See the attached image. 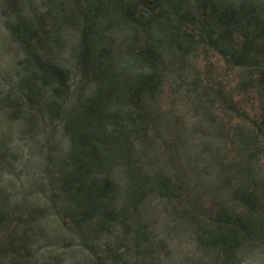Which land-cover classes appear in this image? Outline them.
Listing matches in <instances>:
<instances>
[{"label": "trees", "instance_id": "obj_1", "mask_svg": "<svg viewBox=\"0 0 264 264\" xmlns=\"http://www.w3.org/2000/svg\"><path fill=\"white\" fill-rule=\"evenodd\" d=\"M0 12V264L264 262V0Z\"/></svg>", "mask_w": 264, "mask_h": 264}, {"label": "rangeland", "instance_id": "obj_2", "mask_svg": "<svg viewBox=\"0 0 264 264\" xmlns=\"http://www.w3.org/2000/svg\"><path fill=\"white\" fill-rule=\"evenodd\" d=\"M5 19L3 18L1 12H0V52H2L5 49L9 48V43L7 42V32L5 29ZM0 58V62H1ZM3 75L0 72V84L2 82ZM3 177V176H2ZM0 178L2 181H4V178ZM241 264H264V262H260V256L248 258L241 262Z\"/></svg>", "mask_w": 264, "mask_h": 264}]
</instances>
